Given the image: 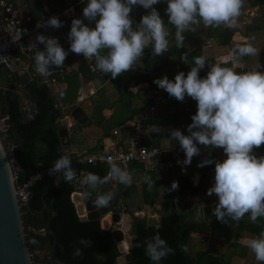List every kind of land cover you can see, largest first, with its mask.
<instances>
[{
  "label": "trees",
  "instance_id": "obj_1",
  "mask_svg": "<svg viewBox=\"0 0 264 264\" xmlns=\"http://www.w3.org/2000/svg\"><path fill=\"white\" fill-rule=\"evenodd\" d=\"M73 1L76 4L78 15L82 17L83 8L88 3V0ZM251 4L260 6L262 10L261 17L264 19V0H253ZM166 5L167 0H161L154 7L164 18L165 25L169 27L168 40L173 42L175 41L176 29L168 23L165 13ZM161 6H163L162 9ZM141 8L143 7H135L134 21L136 23H139L142 16L149 11L144 8L141 10ZM40 14L41 8L36 12V18L30 25H33ZM85 23H89L90 26L94 27V23L92 22L85 21ZM70 28L71 24L62 26L60 29L61 34H59L68 37ZM261 29L264 35V23ZM235 31L236 28L230 29L226 27L221 32L216 33V38L221 45H227L232 41ZM246 33H251L250 29L247 30L246 28ZM194 35L193 32H185L184 46L177 48L173 44L162 56L153 57L152 49H146L141 62L143 64L142 70L137 73L136 77L138 81L148 83V87L145 90L148 91L151 87L153 90L159 89L158 85L151 79L155 73H162L164 75L168 72L172 75L175 64L189 69L193 66L194 58L202 56L201 47L198 46L192 50H188L186 47V42ZM38 51L34 53L36 54ZM184 55H187L188 63H184L181 60ZM70 61L71 57L67 56L65 62L69 64ZM254 61L253 57L250 56L247 63L249 66H253ZM34 62L32 61L29 72L11 71L5 67H0V110L3 114L9 116L7 140L12 143L16 160L21 167L18 172L17 184L26 182L32 175L39 174L29 186L30 195L28 202L30 208L34 211H41L44 203L48 206L52 204L49 227L56 234L55 257L57 259L63 260L68 264H118L117 257L120 253L117 248V242L112 234L115 223L110 228L104 229L99 219L83 220L77 213L76 204L73 200V194L76 192V182L66 183L62 172L49 175V168L61 157L63 151L70 144L75 143L77 140L80 141V137H76L77 133L74 130L86 127L89 123L84 125L75 123L69 137L70 144L67 146L62 145L59 136V130L64 127V124L60 121L62 112L55 106L56 99L51 95L49 88L41 83L40 77L34 73V69L36 68ZM207 63L214 64V61L207 59ZM94 64V60L88 61L79 58L76 68L70 70L55 67L50 68L48 76L55 77L59 82L66 84V88L61 92L59 98L64 105L68 106L67 112H70L75 107L82 85L89 82H94L97 85L104 83L106 80L114 83L115 80H119L120 76L112 79L110 74L105 75L98 70H94ZM205 68L207 69L206 71H209V65H206ZM236 72L243 73L245 69L242 68ZM206 75V72L200 74L202 78ZM102 92L103 89L101 87L97 88L95 95L91 97L95 114L94 123L96 124L103 121L101 111L105 107V103L102 101L104 99ZM138 94L142 98L141 105L132 110L120 123L131 119L153 103V95L145 98L139 91L132 93L135 97ZM166 97L168 101L169 99H175L169 96L167 92ZM178 104H180L178 111H182V115L185 114L190 124L192 116L197 111V102L186 96L185 100L183 102L178 101ZM164 107L168 109L171 106L166 103ZM167 122L169 123L170 121L168 120ZM146 144L150 146L148 143ZM263 149L264 145L254 151L257 152ZM169 157L170 155L165 153L163 160H168ZM224 159H226V156L220 158L219 161H223ZM177 166L182 167V165L176 164L166 170L148 172L146 176H150L155 182L153 187L149 189L148 184L143 179L140 184L141 204L137 205L133 211H130L127 205H125L126 210L124 213L131 216L130 236L135 237L134 245L129 248L132 261L128 264H153L145 254L143 245L145 241L151 239L157 233L175 250L174 255H169L160 264H234L233 261L235 259L245 258L248 248L242 245L239 239L244 234L252 238H259L260 233L264 232V217L259 218L255 223L251 222L247 214L240 221H234L230 217H225L224 223L213 215V209L218 203V199L213 201L212 205L208 207L188 206V203L184 201L185 198L196 195L200 190V184H194L192 181L199 168L194 170L189 168L190 166L187 167L189 172L177 178L178 190L176 192L171 191L169 184H165L168 186L167 193H162L160 187L163 185L161 181L164 175L167 174V182H170L174 176L172 170ZM212 166L215 169V163L209 165V167ZM78 168L79 170L103 177L101 166L78 165ZM135 185L133 184L132 187H136ZM125 187V185L119 184L116 189L109 190L101 185L96 189H92L89 185H84L82 194L87 199H96L99 195L113 191L116 195L109 206L115 207L119 200L125 203V198L130 196V193L123 192ZM166 201L168 211L166 213H159L157 206L159 204L163 206ZM180 202H184L185 204L181 210L176 208V205ZM145 206L155 210L154 213L158 216L155 225H148L146 216L137 214L143 211ZM20 210L30 254H32L36 261L51 264L48 259V252L53 238L47 233L40 234L32 231V229L45 228L47 212L44 211L41 214L35 215L29 211L26 204L22 205ZM115 212L121 213V210L116 209ZM204 233H210L215 242L205 238L209 240V246L206 247V244L204 245L198 239L196 242L198 246L196 248L193 247L191 244L193 242V235ZM82 237L90 238L93 242L92 245L90 247L78 245L77 242ZM33 239L37 241L36 244L30 243ZM182 244L188 246L189 251L187 253L181 252L180 245ZM218 244L221 246L220 250L217 248ZM74 245L82 249V257L73 258ZM252 262V264H264V262H258L255 259V254L253 255Z\"/></svg>",
  "mask_w": 264,
  "mask_h": 264
},
{
  "label": "clouds",
  "instance_id": "obj_2",
  "mask_svg": "<svg viewBox=\"0 0 264 264\" xmlns=\"http://www.w3.org/2000/svg\"><path fill=\"white\" fill-rule=\"evenodd\" d=\"M161 0H88L83 8L82 17L74 18L68 33L70 51L94 60V70L112 79L132 70L142 62L145 49H152V56H162L170 48L169 31L164 18L154 7ZM246 0H167L166 16L168 23L175 27V44L182 48L185 32H195L203 23L205 28L225 26L230 29L239 27V17ZM149 10L139 23L134 24L131 12L134 7ZM89 21L94 23L90 26ZM49 26L58 29L63 21L52 16L47 21H38L37 27ZM255 38L252 37L251 40ZM43 50L34 56L36 71L47 76L50 68H61L68 56L56 37L39 34L36 38ZM260 54L252 42L237 45L229 58L233 65L246 56ZM8 57L0 56V62ZM181 60L188 63L187 55ZM225 61L218 59L208 64L204 56L194 58L191 70L185 75L179 72L174 80L167 76L154 80L159 88L169 96L183 102L190 97L197 102V111L187 126L188 135L180 129H170V139L179 142L185 159L177 163L186 171L194 156L201 154V147L223 149V161L205 158L198 167L215 163V183L207 190V195H216L218 203L213 209L216 219L225 223V217L240 221L247 214L255 223L264 217V156H257L255 149L264 145V72L250 70L238 73L233 67L224 66ZM209 65L205 77L200 71ZM152 131L161 129L153 125ZM109 172L100 177L97 174L84 175L83 183L92 189L116 180L130 187L132 174L116 163L109 161ZM49 175L63 173L64 181L71 183L77 178L68 155L61 156L48 170ZM149 189L154 185L150 176L144 177ZM178 188L173 182L172 189ZM116 193L109 191L99 195L94 202L97 208L109 206ZM199 219V214H198ZM30 243L36 244L35 239ZM90 238H80L78 245L90 247ZM140 246V245H137ZM145 254L153 262L160 264L175 250L170 247L159 233L144 242ZM246 246L255 254L258 262H264V232L259 238H250ZM183 253L189 251L186 244L180 245ZM83 256L80 247L74 245L73 258Z\"/></svg>",
  "mask_w": 264,
  "mask_h": 264
},
{
  "label": "crops",
  "instance_id": "obj_3",
  "mask_svg": "<svg viewBox=\"0 0 264 264\" xmlns=\"http://www.w3.org/2000/svg\"><path fill=\"white\" fill-rule=\"evenodd\" d=\"M58 1V0H56ZM16 3V9L19 14L20 20L25 25H30L32 21L36 18V12L40 10L39 6L42 0H14ZM252 2V1H251ZM250 3H246L245 7L242 9V14L239 17V27L236 28V31L232 37V41L227 45H221L219 40L216 38V33L221 32L223 29H225V26L220 27H208L205 28L203 26V23L197 27V30L193 32L195 35L190 38L186 42V47L188 50H192L195 47H201L202 56L206 57V59H212L214 63L218 59H223L225 61L224 66H230L233 65L230 61V57L234 53V49L237 47V45L244 44L245 42H252L253 45L260 50V54L253 57L254 63L253 66L258 65H264V35L263 30L261 29L262 24L264 23L263 17H261V8L259 5H252ZM163 6H161L162 9ZM167 5L165 6V8ZM143 8H141L142 10ZM134 12L135 7L132 10V16L134 19ZM136 22L134 21V24ZM166 28L169 31V27L165 25ZM247 30L250 29L251 33H246ZM60 28L57 29V32L60 33ZM254 30V31H253ZM65 32V31H64ZM61 34V33H60ZM254 37V40H251V38ZM174 42V41H173ZM171 43V42H170ZM146 51V49H145ZM250 56H246L240 60H238L235 64L236 71L242 68H245L248 65V60ZM34 62V60H32ZM78 58H71V61L69 64L65 63L62 67L63 70H70L72 68H76L77 66ZM172 61V60H171ZM35 63V62H34ZM176 65V64H175ZM174 65V67H175ZM143 64L138 63L135 68L136 70H129L121 75L119 80H115L114 83H112L110 80H106L104 83L100 84H94V82H89L87 84L82 85V87L79 90V96L76 101L75 106L78 105H84L85 111H88V114L93 113L94 114V107L92 104L91 97L95 95V92L97 88L103 89V100L105 103V107L101 111L102 115V122L101 123H94V119H89V125L86 127H82L81 129H75L74 131L77 133L76 137H80V141H76L73 144H70L68 148H73L81 152H94L101 150L103 148H109L112 147V145L116 142H124L127 137L130 134V127H131V119L127 120L124 123H120L123 118L128 116L132 110H134L137 106H140L142 103V98L138 94V96H133L132 93H135L136 91L141 92L142 96H145V98H149L153 95V88L151 87L148 91L145 90L148 87V83L140 82L137 80V73H139L142 70ZM36 70V68L34 69ZM174 70V69H173ZM207 69L204 68V71L200 72H208ZM187 75V74H186ZM118 76V77H119ZM164 76H167L170 80H174V74L170 75L168 72L166 74L162 75V73H155L152 75V81L163 78ZM60 94L61 92L66 88V84L60 82L58 85ZM93 90V94L89 93V90ZM166 104V103H165ZM163 104L159 107V116L156 121L154 122H148L144 124L143 130L144 134L142 136L143 142L148 143L150 146H156V147H162V148H175L180 147L179 142L176 140L170 139V129H180L184 132L185 135H188L187 126L189 125L187 117L185 114L182 115V111H178L180 108V104H178L177 99H169L167 104L171 106L170 108L166 109ZM186 109H188L186 107ZM95 115V114H94ZM170 121L169 123L167 121ZM167 122V123H164ZM172 122V123H171ZM72 125H75V121H72ZM153 125L158 126L161 131L155 132L152 131ZM114 129H118V134L114 135L112 134V131ZM71 136V133L69 134V137ZM147 145V144H146ZM201 147V154L194 156L193 161L196 160L194 163L191 162L189 168L197 169L200 168L194 175L193 183L194 184H200V190L198 193L192 197H186L185 202H187L188 206L192 207L194 205L196 206H202V207H208L211 206L213 201H216L218 198L215 194L212 196L207 195V190L212 187L215 183L214 177H215V169L212 167H209V165H206L204 167H198V164L200 161L204 160L205 158L213 159L214 161L219 160L220 158L226 156V154L223 152V149H212V148H205L204 146ZM257 156H264V149L259 150L255 152ZM185 157V153H184ZM137 169H140V166H136ZM148 174V173H147ZM185 174L183 172L176 173L172 180L170 182H167L166 176L163 177V180L161 181V184H163V193H167V187L164 186L165 182L166 184L173 183L174 181L177 182L178 176ZM77 182L81 180V176L77 175ZM142 178L138 182H132V185L136 184V187H125L124 191L125 193H130V196L125 198V203H129L132 207L136 208L137 205L141 204V196H140V184L142 183ZM110 183H105L103 186H105L106 189H112L109 185ZM178 190V188H177ZM161 191V187H160ZM74 198L77 202H81V199L83 197V194L80 192H75L73 194ZM78 199V201H77ZM124 203V204H125ZM125 204V205H127ZM128 207V206H127ZM146 207V206H145ZM144 209V208H143ZM150 211V207L148 208V212ZM85 212V210H84ZM151 212V211H150ZM124 214V213H123ZM139 214V213H137ZM140 215V214H139ZM126 216V215H125ZM121 218V214H120ZM122 219V218H121ZM200 237L211 239L212 242H215L213 240V236L210 233H204L200 234ZM131 238V236L129 237ZM198 238V239H199ZM252 238L248 236L247 234H244L240 239V243L244 246H246L247 241ZM196 240H193L191 242L193 247H197L198 243L195 242ZM247 247V246H246ZM218 250L221 249V246L218 244L217 246ZM248 248V247H247ZM247 255L245 258H237L233 262L234 264H252L253 255L254 253L248 248L247 249Z\"/></svg>",
  "mask_w": 264,
  "mask_h": 264
},
{
  "label": "built area",
  "instance_id": "obj_4",
  "mask_svg": "<svg viewBox=\"0 0 264 264\" xmlns=\"http://www.w3.org/2000/svg\"><path fill=\"white\" fill-rule=\"evenodd\" d=\"M251 1L253 0H246V3H250ZM40 8L41 14L33 25H25L20 20L14 0H0V56L8 57L7 62H0V67H5L11 71L18 70L19 72H29L32 60H34V52L43 50L44 47L36 40L39 34L58 38L61 46L68 51V56L71 58L85 59L82 55H77L69 50L70 41L68 37L57 33V29L49 26L37 27L38 21H47V19L52 16H56L63 21V26L71 24L74 18H80L76 11L75 2L73 0H42ZM227 67H233L234 71H236L235 65ZM244 69L245 72L250 70L264 71V65L247 66ZM132 70H136V68L134 67ZM190 70L191 67L185 69L176 64L173 74L175 77L182 71L186 75ZM202 71H204V68L200 72ZM34 73L40 77L41 83L45 84L49 88L51 95L55 97V106L62 112L60 121L64 124V127H67L69 133H71L73 130V119L70 112H67L68 106L64 105L59 98L60 91L58 85L60 82L55 77H49L48 75L43 76L36 70ZM89 93L93 94V90L90 89ZM167 102L168 98L166 97L165 90L161 88L154 90L153 103L132 118L130 134L124 142H116L112 147L89 153L67 148L63 151L61 156L68 155L72 160V165L101 166L103 169V177L108 174L110 168L109 161H111L122 169L129 171L132 174L133 182L140 181L148 172L171 168L173 165L178 164V160L182 161L185 159L184 151L180 147H149L142 140L144 124L156 121L159 116V107ZM8 119L9 116L3 114L0 110V139L4 146L5 155L15 183L16 196L21 207L28 202L30 195L29 186L35 181L39 174L32 175L26 182L17 184L18 172L21 167L16 160L12 143L7 140V130L9 127ZM118 132V129H114L112 134L117 135ZM165 153L170 155L168 160H163ZM136 166H140L141 170L137 169ZM82 172L84 171L78 168V174L80 175ZM109 183L113 189H116L120 184L116 180L109 181ZM74 202L76 204L75 200ZM116 209L121 210V212L126 210V206L122 200H119L115 207H109L108 213L113 216ZM148 213L149 212L145 214L143 211L139 212L141 216L150 215L154 216L157 220L158 216L156 213ZM121 220L120 218V223ZM32 231L40 234L46 233L45 228H40L38 230L32 229ZM200 240L204 245L206 244V247L209 246L208 239L200 237ZM30 256L32 264H45L34 260L32 254H30Z\"/></svg>",
  "mask_w": 264,
  "mask_h": 264
},
{
  "label": "water",
  "instance_id": "obj_5",
  "mask_svg": "<svg viewBox=\"0 0 264 264\" xmlns=\"http://www.w3.org/2000/svg\"><path fill=\"white\" fill-rule=\"evenodd\" d=\"M175 44L170 43V46ZM70 115L75 123L84 125L89 122V119L93 120L95 115L93 113L88 114L85 111L84 105H78L72 108ZM69 130L67 127H63L59 130V136L63 146L70 144ZM78 174V166L72 165ZM88 174L87 171L80 173L81 180L77 182L74 179L72 182H76L75 189L77 192L82 193L84 191L83 178ZM170 184V190L176 192V189H172ZM73 199H76L73 196ZM96 199H87L82 197L81 202L76 203V210L79 216L83 220H100L102 228L108 229L115 223L112 230V234L117 242V248L120 255L117 257L118 264H128L132 261L129 248L135 243V237L125 239L124 233L120 228V215L114 214L111 216L108 213L109 207L97 208L93 201ZM78 201V199H77ZM184 202H180L176 205V208L181 210L184 207ZM26 207L29 211L35 215L47 212V222L45 224L46 233L53 238L51 247L48 252V259L51 264H68L67 262L57 259L55 257L56 248V234L50 229V216L52 211V204L49 206L44 203V207L41 211H34L30 208L29 202L26 203ZM148 206L144 207L143 212L147 214ZM82 210V212H80ZM85 210V212H84ZM107 218V222L104 223V219ZM148 225H155L156 219L154 216H146ZM0 264H32L30 252L27 245L26 234L22 222L20 205L15 192V183L12 177V173L5 155L3 143L0 139Z\"/></svg>",
  "mask_w": 264,
  "mask_h": 264
},
{
  "label": "rangeland",
  "instance_id": "obj_6",
  "mask_svg": "<svg viewBox=\"0 0 264 264\" xmlns=\"http://www.w3.org/2000/svg\"><path fill=\"white\" fill-rule=\"evenodd\" d=\"M66 63V62H65ZM27 105V104H26ZM202 151V150H201ZM196 160H194L193 161V163L195 162ZM200 169V168H199ZM178 172H183V173H187V172H189V170L187 169V167H186V171L185 170H182V167H175L173 170H172V173L175 175L176 173H178ZM164 176H167V174H165ZM165 184H166V182H165ZM165 184H164V186H165ZM102 187H104L105 188V186H103V185H101ZM163 191V186H161V192ZM163 193V192H162ZM127 206H128V208L130 209V211H133L134 210V207H132L129 203L127 204ZM156 207V206H155ZM157 208H158V211H159V213H166L167 211H168V204H167V201L164 203V205L163 206H161V204H159V206H157ZM150 211L152 212V213H154L155 212V210H153V209H150ZM149 211V213L148 214H150L151 212ZM117 212H115V214H116ZM122 214H121V218H122V220H121V223H120V228H121V230L123 231V233H124V236H125V239L126 240H128V238L130 237V224H131V221H130V218H131V216H130V214H127V213H124V212H121ZM124 213V214H123ZM118 214V213H117ZM120 215V214H119ZM126 215V216H125ZM199 236H200V234H194L193 235V240H196V241H198V238H199ZM200 239V238H199ZM195 241V242H196Z\"/></svg>",
  "mask_w": 264,
  "mask_h": 264
},
{
  "label": "bare ground",
  "instance_id": "obj_7",
  "mask_svg": "<svg viewBox=\"0 0 264 264\" xmlns=\"http://www.w3.org/2000/svg\"><path fill=\"white\" fill-rule=\"evenodd\" d=\"M80 212H82V210H81ZM151 213H152V212H151ZM107 220H108V219H107V218H105V219H104V223H105V222H107Z\"/></svg>",
  "mask_w": 264,
  "mask_h": 264
}]
</instances>
